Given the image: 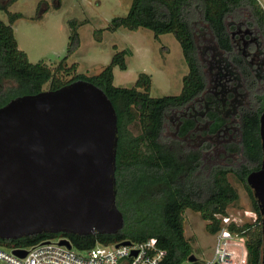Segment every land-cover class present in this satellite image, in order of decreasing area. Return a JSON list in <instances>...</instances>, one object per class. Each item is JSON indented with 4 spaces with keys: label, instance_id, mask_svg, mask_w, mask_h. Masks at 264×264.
Here are the masks:
<instances>
[{
    "label": "trees",
    "instance_id": "trees-1",
    "mask_svg": "<svg viewBox=\"0 0 264 264\" xmlns=\"http://www.w3.org/2000/svg\"><path fill=\"white\" fill-rule=\"evenodd\" d=\"M18 17V13H8V23L0 20V107L17 96L57 89L79 79L99 87L116 114L114 191L123 224L114 233L42 231L0 238V246L26 248L44 239L65 237L75 249L87 250L97 243L154 237L165 251L159 264H182L193 254L194 240L184 234L185 210L197 212L206 221V231L214 234L221 228L215 214L226 215L228 205L239 198L229 181L232 176L244 187L256 219L239 226L232 223L229 228L245 237L246 264H262L263 216L246 181L262 161L259 117L264 99V9L259 1L132 0L125 16L112 18V30L147 28L155 35L171 33L177 39L187 72L179 93L158 97L150 96L151 77L145 72H139L130 87L113 84V68L126 69L129 51L125 49L115 51L97 74L78 73L61 79L58 74L74 69L73 64L64 68L62 63L79 43L73 21L66 55L54 71L43 60L30 62L14 36L12 23ZM254 54L260 66L251 61ZM212 77L220 89L232 86L228 98H241L231 116L236 143L224 144V151L235 154V159L221 164L204 157L213 143L187 145L197 133L217 135L230 123V117L219 111L230 107L229 99L222 105L219 95L207 91ZM171 115L176 116L173 136L165 137Z\"/></svg>",
    "mask_w": 264,
    "mask_h": 264
},
{
    "label": "water",
    "instance_id": "water-1",
    "mask_svg": "<svg viewBox=\"0 0 264 264\" xmlns=\"http://www.w3.org/2000/svg\"><path fill=\"white\" fill-rule=\"evenodd\" d=\"M259 122L262 161L246 181L263 216L264 264V99ZM116 131L110 100L82 79L1 106L0 238L116 232L123 224L115 206Z\"/></svg>",
    "mask_w": 264,
    "mask_h": 264
},
{
    "label": "rangeland",
    "instance_id": "rangeland-1",
    "mask_svg": "<svg viewBox=\"0 0 264 264\" xmlns=\"http://www.w3.org/2000/svg\"><path fill=\"white\" fill-rule=\"evenodd\" d=\"M131 1L0 0V5L4 6V8L0 6V20L8 23V13H18L19 17L12 23L18 48L26 53L30 62L43 60L53 71L66 55L68 35L73 21L79 43L75 51L62 62L64 68L74 65V69L70 72L63 71L58 74L63 80L78 73L86 76L97 74L110 62L115 51L125 49L129 51V55L125 56L126 69L121 70L117 66L113 68L114 85L130 87L139 72H145L151 77L150 96L179 93L187 65L173 34L155 35L147 28L137 30H128L124 27L115 30L110 28L112 18L127 14ZM258 1L264 9V0ZM244 33L245 31L240 33V38H243ZM251 61L259 66L261 64L256 54ZM207 87V91L215 90L219 94L220 88L218 84L213 86L211 78ZM227 87L232 88L231 85ZM222 97H227V94L223 93ZM235 100H241L240 96ZM233 121L235 122V119ZM175 122V115L168 116L164 129L165 137L173 136ZM203 124L201 125L204 126ZM131 129L137 133L134 127ZM204 141L214 144L204 153V157L211 163L221 164L229 162L230 158L235 159V154L224 151V144L228 139L224 140L223 136L197 133L187 141V145L197 147ZM231 142L236 143V138H232ZM229 181L237 189L239 198L235 203L228 205L226 212L242 224L246 221L250 222L252 219H247L243 213V210H250L244 187L232 176H229ZM205 224L206 221L197 212L185 210L184 234L186 237H193L191 246L194 255L198 258L208 257L214 243V236L206 231ZM182 264H192V262L184 261Z\"/></svg>",
    "mask_w": 264,
    "mask_h": 264
},
{
    "label": "built area",
    "instance_id": "built-area-1",
    "mask_svg": "<svg viewBox=\"0 0 264 264\" xmlns=\"http://www.w3.org/2000/svg\"><path fill=\"white\" fill-rule=\"evenodd\" d=\"M250 222L256 219L252 210H243ZM221 228L214 236V243L210 255L206 258L196 257L192 264H246L247 253L245 237L229 228L232 223L242 225L230 214H215ZM57 237L41 240L29 247H0V264H159L165 251L159 246L156 238L143 241L121 240L111 243H97L87 250L75 249L60 244ZM127 241V243H125ZM24 249L26 254L19 256L13 251Z\"/></svg>",
    "mask_w": 264,
    "mask_h": 264
},
{
    "label": "flooded vegetation",
    "instance_id": "flooded-vegetation-1",
    "mask_svg": "<svg viewBox=\"0 0 264 264\" xmlns=\"http://www.w3.org/2000/svg\"><path fill=\"white\" fill-rule=\"evenodd\" d=\"M215 81V79L212 77L211 78V83L212 82H214ZM222 84L224 83V82H221ZM216 84L215 83H213V86H215ZM232 90V88H228L227 86L226 87H223V88H221L220 90H218L219 91V94H217V91H215L214 90V94L216 95H219L218 97H220V99H222L223 100V102H222V105H224V103H225V101H226V98L227 99H229V104H230V107L226 110V109H224V108H220L219 109V111H221V112H223V114H224V116L225 117H230V123H229V125H228V127H225V130L223 131V132H219L217 135L218 136H223V139L224 140H227L228 139V141L227 142H225V143H230L231 142V140H232V138H233V130H234V125L232 124V122H233V119L231 118V116L233 115V113H234V111H233V108L235 107V105H236V98H237V95H234V96H232V97H222V95H223V93H224V95H226L229 91H231ZM230 129H231V131H230ZM217 135H215V136H217Z\"/></svg>",
    "mask_w": 264,
    "mask_h": 264
},
{
    "label": "crops",
    "instance_id": "crops-1",
    "mask_svg": "<svg viewBox=\"0 0 264 264\" xmlns=\"http://www.w3.org/2000/svg\"><path fill=\"white\" fill-rule=\"evenodd\" d=\"M193 255H194V253H193ZM195 256V255H194ZM195 258H196V256H195ZM186 261H188V260H186ZM193 262V261H192Z\"/></svg>",
    "mask_w": 264,
    "mask_h": 264
}]
</instances>
